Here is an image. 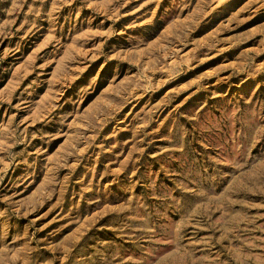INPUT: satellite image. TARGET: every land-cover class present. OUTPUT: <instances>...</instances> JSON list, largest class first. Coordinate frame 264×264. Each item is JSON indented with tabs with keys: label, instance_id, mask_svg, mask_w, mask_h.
Here are the masks:
<instances>
[{
	"label": "rangeland",
	"instance_id": "374dc122",
	"mask_svg": "<svg viewBox=\"0 0 264 264\" xmlns=\"http://www.w3.org/2000/svg\"><path fill=\"white\" fill-rule=\"evenodd\" d=\"M0 264H264V0H0Z\"/></svg>",
	"mask_w": 264,
	"mask_h": 264
}]
</instances>
